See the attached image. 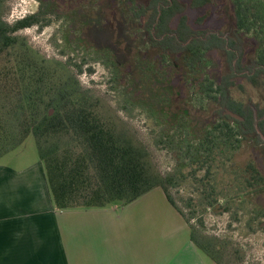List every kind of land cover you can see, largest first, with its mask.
<instances>
[{
	"label": "trees",
	"instance_id": "16d2710c",
	"mask_svg": "<svg viewBox=\"0 0 264 264\" xmlns=\"http://www.w3.org/2000/svg\"><path fill=\"white\" fill-rule=\"evenodd\" d=\"M121 1L133 4L123 9L133 13L132 20L140 21L146 57L153 65L144 71L147 85L158 87L156 81H162L163 71L165 79L184 70L194 75L198 93L217 105L219 120L198 144L187 138L183 146L177 134L170 132L174 127L163 131V137L164 143L186 148L185 156L191 164H198L197 170L189 172L190 177L197 180V171L207 166L205 177L200 179L204 204L227 212L209 178L215 164L220 157L225 158L229 146L235 150L251 139L264 143V107L241 103L232 95L240 77L264 88V2L231 0L233 28L231 35H226L212 23L207 26V14L196 17L195 12L209 8L211 0H151L146 6L135 0ZM2 7L0 0V158L34 136L58 210L125 205L161 188L190 227L193 243L217 264H225L221 251L192 223L196 214H186L172 195L179 177L156 172L147 148L121 129L100 98L84 90L69 67L39 62L23 47L16 35L19 31L49 22L34 14L10 25L3 19ZM214 53L222 54L228 65L219 81L204 71ZM116 59L108 53V60L120 72L122 64ZM78 69L83 71L82 66ZM125 76L123 73L122 79ZM244 171L249 188L257 191L264 187V175L253 163Z\"/></svg>",
	"mask_w": 264,
	"mask_h": 264
},
{
	"label": "rangeland",
	"instance_id": "374dc122",
	"mask_svg": "<svg viewBox=\"0 0 264 264\" xmlns=\"http://www.w3.org/2000/svg\"><path fill=\"white\" fill-rule=\"evenodd\" d=\"M135 1L146 6L151 0ZM211 1L209 8L195 12L196 17L207 14V26L212 23L213 28L231 35L232 1ZM131 6L121 0H3L2 13L10 25L34 14L49 22L19 31L16 35L23 47L39 62L69 67L84 90L100 98L121 129L147 148L156 172L179 177L178 186L171 189L172 195L186 214H196L192 223L221 251L225 264H264V187L257 186V191L249 188L244 171L253 163L264 175V143L251 139L235 150L229 146L225 158L220 157L209 177L220 194V206L228 211L220 213L223 210L217 211V205L215 209L207 207L200 181L207 166L197 171V180L190 177L189 172L197 170L198 164H191L185 156L186 148L164 143L163 131L174 127L170 132L177 134L183 146L186 147L187 138L198 144L219 120L215 114L217 105L198 93L200 87L194 82V75L184 70L165 79L163 71L161 82L152 79L158 87L147 85L144 71L153 65L146 57L140 21L132 20L133 13L123 9ZM109 52L121 62L120 72L108 60ZM210 55L212 63L204 71L219 81L228 70L227 62L222 54ZM78 66H82L81 73L77 72ZM158 70L161 72V68ZM123 73L127 78L122 79ZM199 77L202 79V75ZM237 81L232 92L234 99L264 107L263 87H256L245 77ZM255 111L258 113L256 108ZM22 151L39 155L34 136L18 152Z\"/></svg>",
	"mask_w": 264,
	"mask_h": 264
},
{
	"label": "crops",
	"instance_id": "0c3cea01",
	"mask_svg": "<svg viewBox=\"0 0 264 264\" xmlns=\"http://www.w3.org/2000/svg\"><path fill=\"white\" fill-rule=\"evenodd\" d=\"M23 145L0 158V264H217L161 188L125 205L58 210L40 155Z\"/></svg>",
	"mask_w": 264,
	"mask_h": 264
},
{
	"label": "water",
	"instance_id": "95a60500",
	"mask_svg": "<svg viewBox=\"0 0 264 264\" xmlns=\"http://www.w3.org/2000/svg\"><path fill=\"white\" fill-rule=\"evenodd\" d=\"M229 114L233 115V116L236 117V118L242 119L240 116H238V115H236V114H234V113H232V112H229Z\"/></svg>",
	"mask_w": 264,
	"mask_h": 264
},
{
	"label": "flooded vegetation",
	"instance_id": "af4514ba",
	"mask_svg": "<svg viewBox=\"0 0 264 264\" xmlns=\"http://www.w3.org/2000/svg\"><path fill=\"white\" fill-rule=\"evenodd\" d=\"M85 28H86V27H85ZM85 28H84V29H85ZM232 113H233V112H232ZM230 115H231V114H230ZM232 116H233V115H232ZM233 117H234V116H233Z\"/></svg>",
	"mask_w": 264,
	"mask_h": 264
}]
</instances>
